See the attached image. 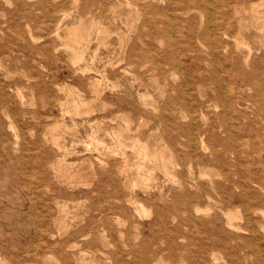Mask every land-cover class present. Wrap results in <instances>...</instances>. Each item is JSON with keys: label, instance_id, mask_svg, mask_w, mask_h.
Masks as SVG:
<instances>
[{"label": "rangeland", "instance_id": "374dc122", "mask_svg": "<svg viewBox=\"0 0 264 264\" xmlns=\"http://www.w3.org/2000/svg\"><path fill=\"white\" fill-rule=\"evenodd\" d=\"M1 263L264 264V0H0Z\"/></svg>", "mask_w": 264, "mask_h": 264}, {"label": "bare ground", "instance_id": "6f19581e", "mask_svg": "<svg viewBox=\"0 0 264 264\" xmlns=\"http://www.w3.org/2000/svg\"><path fill=\"white\" fill-rule=\"evenodd\" d=\"M211 3V2H210ZM215 6V5H214ZM214 8V7H213ZM244 9V8H243ZM63 17H65V16H63ZM243 45V44H242ZM241 45V46H242ZM248 45V44H247ZM244 46V45H243ZM245 47H246V45H245ZM250 49V48H249ZM250 52V51H249ZM252 53V52H251ZM250 54V53H249ZM251 55V54H250ZM250 58V57H249ZM112 62V61H111ZM118 64V63H117ZM119 64H121V63H119ZM115 65V64H114ZM113 65V66H114ZM116 67V66H115ZM113 68V67H112ZM86 69H87V67H86ZM89 71V70H88ZM82 72V71H81ZM83 73V72H82ZM84 74V73H83ZM101 74V73H100ZM103 79H104V77H103ZM101 81V80H100ZM101 84V83H100ZM109 84V83H108ZM108 86V85H107ZM109 87V86H108ZM113 89H114V87H113ZM69 94V93H68ZM139 96V95H138ZM141 96V95H140ZM149 97H151V95L149 96ZM143 98V97H142ZM23 99V98H22ZM144 99H146V98H144ZM147 99H148V97H147ZM87 103V102H86ZM149 106V105H148ZM84 123V122H83ZM54 129H55V127H54ZM94 134V133H93ZM89 135V134H88ZM97 135V134H96ZM90 136H92V135H90ZM93 137V136H92ZM92 137H90V138H92ZM95 137V136H94ZM97 137V136H96ZM55 141H57V140H55ZM59 142V141H58ZM102 142V141H101ZM100 143V142H99ZM73 144V143H72ZM86 145V144H85ZM89 145V144H88ZM58 147V146H57ZM59 147H60V145H59ZM61 148V147H60ZM91 149V148H90ZM60 150V149H59ZM90 152H92V151H90ZM65 153H67L66 151H65ZM82 153V152H81ZM141 153V152H140ZM68 154V153H67ZM76 154H77V152H76ZM83 154H84V152H83ZM73 155V154H72ZM79 155V154H78ZM98 162V161H97ZM34 178V177H33ZM34 181V180H33ZM31 182V181H30ZM246 194V193H245ZM140 205V204H139ZM143 208V207H142ZM144 210V209H143ZM138 211V210H137ZM147 213V212H146ZM146 213H145V215H146ZM141 214L143 215V213L141 212ZM2 264V263H1Z\"/></svg>", "mask_w": 264, "mask_h": 264}]
</instances>
